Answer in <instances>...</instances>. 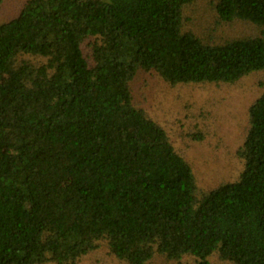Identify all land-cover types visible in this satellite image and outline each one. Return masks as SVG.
<instances>
[{
  "label": "trees",
  "instance_id": "16d2710c",
  "mask_svg": "<svg viewBox=\"0 0 264 264\" xmlns=\"http://www.w3.org/2000/svg\"><path fill=\"white\" fill-rule=\"evenodd\" d=\"M253 73L238 173L201 188L133 84ZM88 259L264 264V0H21L0 25V264Z\"/></svg>",
  "mask_w": 264,
  "mask_h": 264
},
{
  "label": "rangeland",
  "instance_id": "374dc122",
  "mask_svg": "<svg viewBox=\"0 0 264 264\" xmlns=\"http://www.w3.org/2000/svg\"><path fill=\"white\" fill-rule=\"evenodd\" d=\"M20 1L4 0L0 25L14 13ZM204 18L203 14L199 21ZM260 77L259 73H253L235 86L171 88L154 75L141 74L133 90L136 99L145 103L150 116L169 132L175 147L186 155L199 186L208 189L238 173L240 161L235 151L247 124L248 108L258 97ZM195 125L201 129L199 133H205L200 142L191 138ZM85 264L105 262L88 259Z\"/></svg>",
  "mask_w": 264,
  "mask_h": 264
}]
</instances>
